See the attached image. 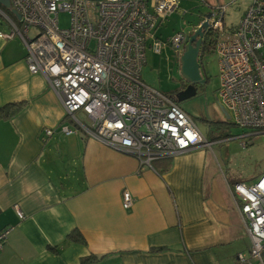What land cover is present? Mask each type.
<instances>
[{
	"label": "crops",
	"instance_id": "obj_1",
	"mask_svg": "<svg viewBox=\"0 0 264 264\" xmlns=\"http://www.w3.org/2000/svg\"><path fill=\"white\" fill-rule=\"evenodd\" d=\"M25 53L18 37L0 38V107L18 103L0 118V229L10 228L0 264H260L226 186L239 181L218 170L208 147L140 168L83 132L79 141L77 129L81 180L56 182L49 144L72 123ZM45 128L53 133L44 138ZM75 229L77 239L69 236Z\"/></svg>",
	"mask_w": 264,
	"mask_h": 264
},
{
	"label": "built area",
	"instance_id": "obj_2",
	"mask_svg": "<svg viewBox=\"0 0 264 264\" xmlns=\"http://www.w3.org/2000/svg\"><path fill=\"white\" fill-rule=\"evenodd\" d=\"M9 2L19 18L0 3V14L9 27L0 30V38L18 37L24 44L29 71L44 75L64 108V120L75 126L62 124V132L80 129L103 145L135 157L140 168L152 167L157 158L211 146L173 95L146 84L140 76L147 48L160 53L169 45L182 54L183 31L166 39L155 33L179 8L180 0ZM61 12L69 15L66 27L60 26ZM223 16L224 6H218L204 18L208 23L204 32H215L217 96L234 123L248 129L240 137L250 139L264 134V0H252L234 27L225 28ZM52 133L45 128L44 138ZM226 186L250 238V255L264 264V173L249 185L226 182ZM121 202L124 208L132 205L127 189ZM9 230L0 229V250ZM238 258L245 260L241 254Z\"/></svg>",
	"mask_w": 264,
	"mask_h": 264
},
{
	"label": "rangeland",
	"instance_id": "obj_3",
	"mask_svg": "<svg viewBox=\"0 0 264 264\" xmlns=\"http://www.w3.org/2000/svg\"><path fill=\"white\" fill-rule=\"evenodd\" d=\"M251 1L180 0L179 8L156 27L155 33L162 39H166L177 31H183L185 35L190 34L195 26L218 6H224L222 23L225 28H231L237 25ZM7 12L11 15L9 11ZM59 22L61 27H66L69 23L68 13L61 12ZM7 27V21L0 14V28ZM30 33H34L33 28L30 29ZM179 60L180 55L175 53L169 45L160 53L147 48L145 64L140 73L142 81L165 93L174 94L182 81ZM202 60L206 83L194 96L178 104L193 117L200 132L211 141L208 149L214 156L218 170L228 179L242 181L249 185L264 173V134L252 135L250 139L240 137L248 129L236 125L233 118L229 115L226 117L220 107L217 96L220 82L217 53L214 50L204 52ZM81 117L83 121H86L82 114ZM71 127L75 128L73 124ZM80 133L82 131L79 129L77 135L79 141ZM77 136L74 133L62 134L55 136L49 144L47 164L56 182H58V176L67 183H76V180H81L82 145L72 141ZM243 141L248 144L242 146Z\"/></svg>",
	"mask_w": 264,
	"mask_h": 264
},
{
	"label": "water",
	"instance_id": "obj_4",
	"mask_svg": "<svg viewBox=\"0 0 264 264\" xmlns=\"http://www.w3.org/2000/svg\"><path fill=\"white\" fill-rule=\"evenodd\" d=\"M0 3L12 14H14L16 18H19L16 10L10 7L9 0H0ZM207 26V20L203 19L192 33L185 36V45L179 60L180 74L182 76V79H184L186 82H189L190 84L187 85L184 89L175 93L174 97L177 102L194 96L196 94V91L193 84L198 82L199 80L202 81L199 72L198 55L203 31ZM220 107L222 112L226 115V117H228L226 110L221 104Z\"/></svg>",
	"mask_w": 264,
	"mask_h": 264
},
{
	"label": "trees",
	"instance_id": "obj_5",
	"mask_svg": "<svg viewBox=\"0 0 264 264\" xmlns=\"http://www.w3.org/2000/svg\"><path fill=\"white\" fill-rule=\"evenodd\" d=\"M204 40H205V45L203 47V52H211L212 50H214L215 32L213 30H208L207 32L204 33ZM172 95L174 96L175 93ZM17 107H18V103H10V104H6L0 107V118L10 116L17 109ZM157 159H160V158H157ZM155 160L151 162L152 167H154L153 162ZM230 184H233V183H230ZM69 236L73 239H77L80 236V233L75 229L74 231L70 232ZM88 258L84 260H88Z\"/></svg>",
	"mask_w": 264,
	"mask_h": 264
},
{
	"label": "flooded vegetation",
	"instance_id": "obj_6",
	"mask_svg": "<svg viewBox=\"0 0 264 264\" xmlns=\"http://www.w3.org/2000/svg\"><path fill=\"white\" fill-rule=\"evenodd\" d=\"M204 33L205 32L203 31V36H202V40H201V44H200V49H199V55H198L199 72H200V77H201V80L202 81L199 80L198 82H196V83L193 84L196 92L201 87H203V85L206 83V80H207L206 79V75H205V67H204L203 60H202V57H203V54H204L203 47L205 45ZM189 84H190L189 82H186L184 79H182L181 84H180V87H179V89L175 93H177L178 91L184 89Z\"/></svg>",
	"mask_w": 264,
	"mask_h": 264
}]
</instances>
